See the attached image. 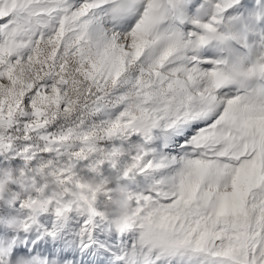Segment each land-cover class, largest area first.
Segmentation results:
<instances>
[{
  "label": "snow or ice",
  "instance_id": "obj_1",
  "mask_svg": "<svg viewBox=\"0 0 264 264\" xmlns=\"http://www.w3.org/2000/svg\"><path fill=\"white\" fill-rule=\"evenodd\" d=\"M133 136L146 151L117 180L140 209L123 242L100 215L110 193L99 208L27 196L24 232L51 210V237L80 218L88 264H264V0H0V157L83 192L104 164L119 178Z\"/></svg>",
  "mask_w": 264,
  "mask_h": 264
},
{
  "label": "clouds",
  "instance_id": "obj_2",
  "mask_svg": "<svg viewBox=\"0 0 264 264\" xmlns=\"http://www.w3.org/2000/svg\"><path fill=\"white\" fill-rule=\"evenodd\" d=\"M144 151H146L145 145L138 141L131 146H120L116 151V155H127L129 159L121 168L119 178L109 174L104 181H100L94 177L81 175L80 182L83 192L81 189L65 191L64 185L60 184L57 176L53 174L45 175L39 170L26 174L23 167H0V197H3V204L11 208L22 196L27 197L33 194L38 196L37 205H33V207H36L38 205L46 206L49 202L62 201L65 196L79 201L84 194L101 196L110 193L111 202L102 204L100 215L109 219L114 232L121 233L135 223L137 220L136 214L140 209L138 205L130 202L128 186L118 183L117 180H124L133 172ZM64 167L69 173L72 172L70 165H64ZM11 185H15L16 190H12L10 188ZM142 187L147 190L150 185L144 184ZM89 198L91 199V196ZM31 215L32 213L29 209H23L7 217H0V226L13 233L23 232L25 224ZM16 244L17 240L15 237L0 238V255L11 253ZM11 264H34V262L31 258L19 255L11 261Z\"/></svg>",
  "mask_w": 264,
  "mask_h": 264
},
{
  "label": "rangeland",
  "instance_id": "obj_3",
  "mask_svg": "<svg viewBox=\"0 0 264 264\" xmlns=\"http://www.w3.org/2000/svg\"><path fill=\"white\" fill-rule=\"evenodd\" d=\"M139 138L136 136H133L130 138V142H136ZM119 141H111V142H102L103 146L107 149L112 146L119 145ZM127 146V144H125ZM129 159L127 155L121 157V165L126 162ZM87 161L81 162V164H78V168L82 167L84 164H86ZM36 166V160H32L29 162L28 167H35ZM0 167H10V168H17V167H24V161L19 158L15 157L14 154L9 153L7 156L0 157ZM110 168L108 164H104L101 166V172L103 175L107 176L110 174ZM37 179H39L37 177ZM139 182V178L138 181ZM10 188L12 190H16L15 185H11ZM35 195V194H33ZM25 197H21L16 201V203L11 207H7L3 204V197H0V217H7L9 215L15 214L23 210L20 207V202ZM103 197H98L97 201V207L99 208L101 206V203L103 201ZM80 218L76 217L75 214H70L68 219L64 221V227L61 229V231L55 236L51 237L46 235L48 231L52 229V225L54 222H56V218L54 213L49 210L46 213H42L37 216L36 218V224H34L29 231L27 232H18L13 233L11 231L5 230L2 226H0V238L5 237H15L17 240V244L14 246L12 252L10 253V262L14 260L19 255H24L28 258H32L33 256H37L41 259H46L48 261V264H63V261L60 259V254L67 253L68 249H65L63 245H66L68 243H73L76 246V252L75 260L73 264H88L89 259H85V257L81 258L79 257L80 251L77 244V239L75 236V233L78 231V225H79ZM42 233H44L42 235ZM130 234H122V233H116L112 232L111 234V243H117L123 242L127 235ZM44 246V249H43ZM44 251H43V250ZM90 253V252H89ZM91 254V253H90ZM83 256V255H82ZM102 258V257H101ZM83 259V260H82Z\"/></svg>",
  "mask_w": 264,
  "mask_h": 264
},
{
  "label": "bare ground",
  "instance_id": "obj_4",
  "mask_svg": "<svg viewBox=\"0 0 264 264\" xmlns=\"http://www.w3.org/2000/svg\"><path fill=\"white\" fill-rule=\"evenodd\" d=\"M63 247L65 248V249H68V252H72V253H75L77 250H76V246L73 244V243H68V244H66V245H63ZM43 249H44V246H43ZM42 249V250H43ZM44 251V250H43ZM79 251V250H78ZM77 253V252H76ZM83 255V256H82ZM79 257H85V254L84 253H80V255H79ZM85 259H89V260H91V259H93V256H92V254H90V253H88L87 254V258H85ZM102 259V258H101ZM83 260V259H82Z\"/></svg>",
  "mask_w": 264,
  "mask_h": 264
}]
</instances>
